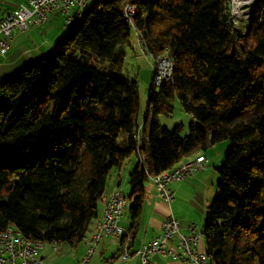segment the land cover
Instances as JSON below:
<instances>
[{"label": "trees", "instance_id": "1", "mask_svg": "<svg viewBox=\"0 0 264 264\" xmlns=\"http://www.w3.org/2000/svg\"><path fill=\"white\" fill-rule=\"evenodd\" d=\"M127 1L96 2L52 56L0 85V233L78 248L132 156L134 227L149 176L228 141L202 244L209 264H264V0L243 30L226 0H136L133 26ZM135 35L175 67L171 81L152 79L143 121L137 84L121 78ZM175 99L194 120L185 137L159 120Z\"/></svg>", "mask_w": 264, "mask_h": 264}, {"label": "built area", "instance_id": "2", "mask_svg": "<svg viewBox=\"0 0 264 264\" xmlns=\"http://www.w3.org/2000/svg\"><path fill=\"white\" fill-rule=\"evenodd\" d=\"M235 0H229V12L236 27L238 9L233 8ZM93 0H26L18 8L9 10L0 18V54L5 55L11 48V41L17 31L27 32L31 27L47 24L51 18L57 15L65 17V29L67 30L79 18L81 11ZM233 4V5H232ZM135 0H128L124 8L130 18L134 11ZM137 36V35H136ZM140 51L149 54L141 45ZM158 66L157 82H167L166 65L168 59L161 60ZM160 85V86H161ZM159 87V86H158ZM141 129L139 128V134ZM206 157L202 160L184 162V169L176 172H164L158 176H149V181L156 187L158 196L166 204L174 201L175 193L171 189L172 184L184 181L202 171L207 164ZM127 207V198L123 191L118 190V199L110 201L105 214L104 223L97 229L94 239L86 246V253L77 264H90L103 239L109 238L119 245L124 261L130 258H138L141 264H151L152 258L159 255L163 258H171L177 264H205L201 245V228L192 224L182 232L176 219L166 220L158 236L151 242L142 244L137 250H127L129 231L121 226L123 212ZM13 227V226H11ZM14 228L13 237L0 239V264H43L41 242L35 240H21L20 232ZM57 250V247H56Z\"/></svg>", "mask_w": 264, "mask_h": 264}, {"label": "crops", "instance_id": "3", "mask_svg": "<svg viewBox=\"0 0 264 264\" xmlns=\"http://www.w3.org/2000/svg\"><path fill=\"white\" fill-rule=\"evenodd\" d=\"M18 7L19 5L13 8L5 6V8L3 9L0 6V18L9 10L16 9ZM30 35L31 34L29 31L25 33L21 31H17L11 41L10 50L3 56L0 54V85L8 78L12 77L17 72H19L27 64L48 54L49 51L42 50L39 47H37L36 50H34L31 47L30 49L26 47H20V48L16 47L17 44H20L22 40H24L26 37H29ZM189 118L191 123H194V120L191 117ZM198 156H205V153H198L196 156H193L191 158H195ZM132 158L133 156L124 164V166L121 169L117 170L115 175L116 177L111 176L108 183L106 196L104 200L100 203L99 217L90 226V231L87 235L88 239L84 243V253L76 261L75 264H77V262L86 253V244L94 234L97 224L102 218L103 211L105 209L107 201L116 191L118 190L122 191L121 189V185L123 182L122 173L126 172L129 180L130 173L132 172L134 164L135 166H137L135 161L138 160V158L134 156L133 159H136V160H132L134 162L131 161ZM206 159L208 160V162L202 171L197 172L194 176L188 177L180 183L171 185V189L175 193L174 201L171 204H166L165 202L162 201V199L158 196L156 187L152 184L151 181H148L146 183L145 198H144L141 214L137 220L136 225L134 227L132 226L130 210H129L128 225L127 223H125L126 225L121 224V226L126 228L127 230L128 229L132 230V232L129 233V238H128L129 241H127L128 250L134 252L142 244H146L148 242H151L153 239H155L160 233V228L162 224L170 218L176 219L179 222L183 233H185L186 228L189 227L190 225L192 224L198 225L196 222L204 223L203 216L206 215L207 207L209 206V204L211 203L210 201L213 198L212 196L214 195L215 183L218 180V172H219L218 168H215L214 170L208 168L207 165L209 166L211 162L209 161L208 157H206ZM198 196H201V198H197ZM181 199H182V203L180 202ZM194 200L197 201L200 205L198 212H194L192 209V211L197 214L195 215V217L194 216L186 217L185 213L181 214L176 211L177 208L179 207H182L183 209L185 208L191 209L192 208L191 203L194 202ZM198 226L201 229H203V226L200 225ZM114 246L118 247L119 245H117L115 241L112 239L109 238L103 239L97 249V252H99L98 255L100 257L105 258V256L109 253V250L114 248ZM200 250H202L203 252H205L206 250L205 244L204 243L202 244V242L200 245ZM119 252L120 249H118L115 255L109 259L110 264H114L115 261L119 258ZM42 258L43 260L45 259L43 255ZM93 261L94 259L91 261L90 264H93ZM106 262H108V260H106ZM121 264H141V262L138 258L133 257L127 261H124L122 259ZM151 264H177V262L169 257L163 258L159 255H155L152 258Z\"/></svg>", "mask_w": 264, "mask_h": 264}, {"label": "rangeland", "instance_id": "4", "mask_svg": "<svg viewBox=\"0 0 264 264\" xmlns=\"http://www.w3.org/2000/svg\"><path fill=\"white\" fill-rule=\"evenodd\" d=\"M26 0H0V6L1 8L6 7H17L21 3L25 2ZM242 2H246V4L250 5L248 0H242ZM234 4V2L232 1ZM232 4V5H233ZM238 14L237 15V23H239V28L240 30H243L246 23L250 20V13L252 11L251 6H245L243 8L241 7V4L238 5ZM233 8H235V4L233 5ZM124 14V11H123ZM240 15V16H239ZM125 18V15H124ZM134 18V17H133ZM126 20V18H125ZM127 21V20H126ZM30 36L26 37L20 44H17L16 47H26L28 49L33 48L36 50L37 47L41 48L42 50L49 51L48 54H50L51 50L65 37L67 30L65 29V17L63 15H57L56 17H53L47 24L41 25V26H34L31 27L29 30ZM143 40V39H142ZM141 43L146 45V49L151 55H145L143 52L140 51V46ZM132 48L130 47H125V54H126V59H125V65L122 69V74L121 78L134 82L138 86V91H139V102H140V108H141V120L143 121L146 109H147V98L149 95V90L152 84V79L154 82V85L156 87L160 86L156 79L154 80V69L157 72L159 64H161V60H171L169 55L167 53L161 54V55H155L150 49L149 46L145 41H141L140 38H138L136 35L134 38H132ZM145 48V47H144ZM3 56V55H2ZM173 62V61H171ZM174 63V62H173ZM174 75V73H173ZM172 75V76H173ZM173 105V113L169 116L166 115H161L159 117L161 125L169 130L170 132L174 131L176 127L183 125V131L181 132V136L185 137L188 134L189 131V126L191 125L190 121V115H188L181 103L179 102L178 99H175L172 102ZM141 126V125H140ZM141 129V128H140ZM147 132V129H145ZM142 131H140L141 135ZM141 145V138H140V144ZM231 149L230 143L228 141H224L221 143L216 144L215 146L211 147L207 152L205 153V156L208 157L209 161L211 162L210 165L207 167L211 168L214 170L215 168L221 169V167L224 165L225 162V157L227 152ZM144 156V161L147 164V157L145 154ZM202 156H198L195 158H190L187 161H194ZM134 158V156H133ZM131 159L136 160V159ZM208 161V160H207ZM134 162V161H132ZM136 165L138 164V160L135 161ZM184 163V162H183ZM135 164L132 169V171L135 169ZM117 172L116 170H113L111 176H115ZM123 175V182L121 185V189L124 192L126 198H127V207L125 208L121 220V224L129 223V205L130 201L128 200V197L130 196V185H129V180H128V175L126 172L122 173ZM116 177V176H115ZM220 174L218 172V180H219ZM218 180L215 183V188H214V195L212 196L213 198L216 196V187ZM197 198H201V196H198ZM212 198V200H213ZM212 200L210 202H212ZM182 203V199L180 201ZM199 203L194 200V202L191 203V209L190 208H185L183 209L182 207L177 208V212L179 213H185L186 217L189 216H194L197 215L194 212H198L199 210ZM193 209V211H192ZM204 218V223L196 222L200 226L205 225V220H206V215L203 216ZM126 225V224H125ZM197 225V226H198ZM199 227V226H198ZM202 231V229H201ZM129 241V240H128ZM57 247V250L53 252L52 246L50 245H45L42 255L44 256L43 264H75L76 261L83 255L84 253V243L80 245L78 248H73L69 245H61V246H55ZM54 249V248H53ZM119 248L114 246L111 250H109V253L105 256V258L100 257L98 255L99 252H96L94 256V261L93 264H110L109 259L115 255ZM206 254V252H203ZM207 255V254H206ZM108 260V262H106ZM116 264H121L122 259L119 257L116 261ZM114 263V264H115Z\"/></svg>", "mask_w": 264, "mask_h": 264}, {"label": "bare ground", "instance_id": "5", "mask_svg": "<svg viewBox=\"0 0 264 264\" xmlns=\"http://www.w3.org/2000/svg\"><path fill=\"white\" fill-rule=\"evenodd\" d=\"M98 1H100V0H93V2H91L89 5H87V6H85L84 7V9L81 11V14H80V16H79V18H75V20H74V23L71 25V27H69L68 29H67V31H69L78 21H80L81 20V18H82V16H83V14L87 11V10H89L96 2H98ZM136 1V0H135ZM227 2H228V4H229V0H226ZM249 1V3H250V6L251 5H253V3L256 1V0H248ZM244 3H246V2H242V0H235V5H236V8L237 9H239V7H238V5H242V4H244ZM135 13H136V6L134 5V11L133 12H131V14H130V18L128 17V15H127V12L126 11H124V15H125V18H126V20H127V22H129L132 26L134 25V23H133V17L135 16ZM238 14H239V12H237ZM240 16V15H239ZM44 26V25H43ZM137 37L138 38H140L141 39V41H143L142 40V38L140 37V36H138L137 35ZM141 45L143 46V47H145V49H146V45L145 44H143V43H141ZM147 50V49H146ZM147 55H149V54H146V56ZM151 55V54H150ZM149 55V56H150ZM151 57H153L152 55H151ZM169 59V58H168ZM168 65H166V72H167V82H169V81H171L172 79H173V73H174V63L173 62H171V60H168ZM157 68V67H156ZM155 68V69H156ZM154 69V80L156 79V81H157V72H156V70ZM157 71H158V69H157ZM136 140H137V144L139 145L140 144V138H136ZM202 158H204V156H202V157H200V158H198V159H196V160H202ZM195 161V160H194ZM179 169H184V163H182L180 166H178L176 169H174V170H172V171H169V172H176L177 170H179ZM116 199H118V191H116L110 198H109V200L107 201V204H106V206H105V209H104V212H103V215H102V218H101V220L99 221V223H98V225H97V227H96V230H95V232H94V234H96V231H97V229L100 227V225H102L103 223H104V219H105V214H106V211L108 210V206L110 205V201H115ZM94 234L92 235V237L90 238V240L87 242V244L89 243V242H91L93 239H94ZM13 235H14V229L13 228H9V229H7L5 232H2V233H0V239H6L7 237H13ZM20 239L21 240H29V238H26V237H24V236H21L20 235ZM202 239H203V233H202V231H201V242H202ZM31 240H33V239H31ZM35 241H37V240H35ZM37 242H40V241H37ZM87 244H86V246H87ZM41 245H42V247H43V249H44V247H45V244L44 243H42L41 242ZM56 245H53L52 247L54 248L53 250L54 251H56V247H55ZM128 250V249H127ZM203 255H204V257H205V264H209V259H208V256L205 254V253H203ZM122 259H123V257H122Z\"/></svg>", "mask_w": 264, "mask_h": 264}, {"label": "water", "instance_id": "6", "mask_svg": "<svg viewBox=\"0 0 264 264\" xmlns=\"http://www.w3.org/2000/svg\"><path fill=\"white\" fill-rule=\"evenodd\" d=\"M245 6H250V5L244 3V4L241 5L240 8H243V7H245ZM258 6H259V0H256V1L253 3V5H251L252 11H251V13H250V17H253V16L255 15V12L257 11Z\"/></svg>", "mask_w": 264, "mask_h": 264}]
</instances>
